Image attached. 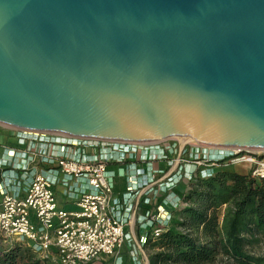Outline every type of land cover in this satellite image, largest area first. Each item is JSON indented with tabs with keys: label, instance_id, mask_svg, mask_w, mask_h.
Listing matches in <instances>:
<instances>
[{
	"label": "water",
	"instance_id": "1",
	"mask_svg": "<svg viewBox=\"0 0 264 264\" xmlns=\"http://www.w3.org/2000/svg\"><path fill=\"white\" fill-rule=\"evenodd\" d=\"M0 125L264 150V0H0Z\"/></svg>",
	"mask_w": 264,
	"mask_h": 264
},
{
	"label": "built area",
	"instance_id": "2",
	"mask_svg": "<svg viewBox=\"0 0 264 264\" xmlns=\"http://www.w3.org/2000/svg\"><path fill=\"white\" fill-rule=\"evenodd\" d=\"M21 132L39 138L46 147L52 144L51 139H46V135L51 136L52 133ZM126 144L122 143L121 146H125L124 152L127 153ZM188 147L191 148L189 154ZM65 151L64 148L59 160V171L65 175L62 184L68 187L74 180H84L92 191L82 192L75 208L67 210L60 206L56 197L54 187L57 180L52 177V171L49 175L38 173L24 194L17 191L1 192L0 235L26 244L38 258L47 260L50 264H103L117 257L129 238L126 227L133 220L124 215L123 207L137 192L134 188H129L123 202L115 199L113 185L107 177L106 159L82 164L68 161L63 156ZM240 152V149L179 142L177 159L171 165L174 167L171 170L174 173L173 178L177 179V184L182 182L185 172L181 168L184 165H193L200 170L199 175L202 178H210L215 168H220L227 161L232 163V159L244 154H248V157L239 158L236 164H249L253 168V178H264V152ZM139 195L138 200L143 196L142 192ZM177 201L178 205L181 204L179 199ZM160 213L161 211L158 215L148 214L144 219L145 223L143 221L145 228L148 227L146 220L151 223V227L153 224L157 225L152 232L156 237L168 227L171 220L168 215L163 216ZM137 242L139 250L142 251L146 237H141Z\"/></svg>",
	"mask_w": 264,
	"mask_h": 264
},
{
	"label": "crops",
	"instance_id": "3",
	"mask_svg": "<svg viewBox=\"0 0 264 264\" xmlns=\"http://www.w3.org/2000/svg\"><path fill=\"white\" fill-rule=\"evenodd\" d=\"M46 137L52 142L47 147L35 136L0 126V206L1 192L17 191L22 195L36 174L49 175L52 171V177L57 180L54 189L60 205L74 209L81 193H90L92 190L84 180L79 182L74 180L68 187L62 184L65 175L59 171L61 152L65 148L63 156L68 161H78L82 164L106 159L107 177L113 185L114 198L123 202L129 188H134L137 192L130 202L124 205L123 212L129 220H133L126 227V232L138 249L137 239L146 237L151 229L148 220H146L148 227L145 228L143 224L145 217L148 214L158 215L161 211V215L166 214L170 219L174 218V212L181 206L177 204V199L181 201L180 195L187 190V181L197 170L193 165H184L181 168L185 172L184 179L180 184L175 182L177 179L173 178L174 173L171 170H174V167L171 165L177 159L178 141L176 144L169 141L155 144H126L128 147L126 153L125 146L118 142L76 140L57 134ZM141 192L143 196L138 200ZM125 249L126 247L121 248L122 255L128 254ZM143 255L145 264H148L145 259H148V256ZM110 260L107 262L112 264Z\"/></svg>",
	"mask_w": 264,
	"mask_h": 264
},
{
	"label": "trees",
	"instance_id": "4",
	"mask_svg": "<svg viewBox=\"0 0 264 264\" xmlns=\"http://www.w3.org/2000/svg\"><path fill=\"white\" fill-rule=\"evenodd\" d=\"M168 228L143 246L148 264H264L251 253L264 246V178L219 168L187 181ZM0 264H50L26 244L0 246Z\"/></svg>",
	"mask_w": 264,
	"mask_h": 264
},
{
	"label": "rangeland",
	"instance_id": "5",
	"mask_svg": "<svg viewBox=\"0 0 264 264\" xmlns=\"http://www.w3.org/2000/svg\"><path fill=\"white\" fill-rule=\"evenodd\" d=\"M1 126V125H0ZM166 142V141H165ZM172 144H176L177 140H169ZM180 143H183L182 141H178ZM161 143V142H160ZM191 148L188 147V154L190 153ZM215 157V155L213 154ZM248 157V154H244L242 157H238L235 159H232V163L226 162L224 165H220V168L228 169L230 171H234L239 174L244 175H251L253 172V168L249 164H236L239 158H246ZM215 171V170H214ZM199 173L200 170H195L193 173ZM252 176V175H251ZM187 185V183H186ZM62 206V205H60ZM67 210H72L69 208H66ZM172 221V219H171ZM139 240V239H137ZM18 242L17 240H10L7 239L4 236L0 235V246L8 247L13 245L14 243ZM125 251H128V254L120 253L117 257L112 258L110 261H112V264H145L144 261V255L148 256V252L142 248V252L138 249V247L134 244V241L131 238L126 239L124 245L122 246V249L125 248ZM135 247V248H134ZM251 253L256 257H264V246H257L253 250H251ZM127 257H126V256ZM54 264V263H52ZM106 264H111L110 262H107Z\"/></svg>",
	"mask_w": 264,
	"mask_h": 264
},
{
	"label": "bare ground",
	"instance_id": "6",
	"mask_svg": "<svg viewBox=\"0 0 264 264\" xmlns=\"http://www.w3.org/2000/svg\"><path fill=\"white\" fill-rule=\"evenodd\" d=\"M183 142V141H182ZM186 140H184L183 143H185ZM197 144V143H196ZM199 145V144H198ZM249 150H252V151H257V152H264V150H261V149H249Z\"/></svg>",
	"mask_w": 264,
	"mask_h": 264
}]
</instances>
